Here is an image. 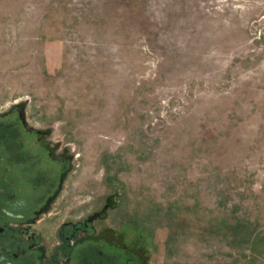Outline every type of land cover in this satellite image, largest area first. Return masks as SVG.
<instances>
[{
    "label": "rangeland",
    "instance_id": "obj_1",
    "mask_svg": "<svg viewBox=\"0 0 264 264\" xmlns=\"http://www.w3.org/2000/svg\"><path fill=\"white\" fill-rule=\"evenodd\" d=\"M15 102L148 264H264V0H0Z\"/></svg>",
    "mask_w": 264,
    "mask_h": 264
},
{
    "label": "flooded vegetation",
    "instance_id": "obj_2",
    "mask_svg": "<svg viewBox=\"0 0 264 264\" xmlns=\"http://www.w3.org/2000/svg\"><path fill=\"white\" fill-rule=\"evenodd\" d=\"M15 102L0 110V264H148L131 239L67 191L70 147Z\"/></svg>",
    "mask_w": 264,
    "mask_h": 264
}]
</instances>
